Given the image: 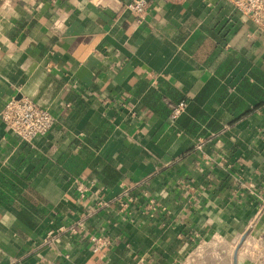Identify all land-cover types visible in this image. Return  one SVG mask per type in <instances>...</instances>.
Here are the masks:
<instances>
[{"label":"crops","instance_id":"0c3cea01","mask_svg":"<svg viewBox=\"0 0 264 264\" xmlns=\"http://www.w3.org/2000/svg\"><path fill=\"white\" fill-rule=\"evenodd\" d=\"M130 1L0 0V264H264V27Z\"/></svg>","mask_w":264,"mask_h":264},{"label":"built area","instance_id":"2783aa9c","mask_svg":"<svg viewBox=\"0 0 264 264\" xmlns=\"http://www.w3.org/2000/svg\"><path fill=\"white\" fill-rule=\"evenodd\" d=\"M225 1L229 3L235 11L250 18L257 27H264V0ZM127 8L142 19L147 12L148 3L145 0H131L127 4ZM183 107V103L176 106L172 117L177 116L182 111ZM0 119L11 135L17 137L21 142L28 144L35 138L46 135L54 124V119L47 109L39 106L26 97L10 99L5 104L0 114ZM260 212L264 214V202ZM50 236L53 238V235L50 234ZM92 241L97 247L101 245L99 239L94 238Z\"/></svg>","mask_w":264,"mask_h":264},{"label":"rangeland","instance_id":"374dc122","mask_svg":"<svg viewBox=\"0 0 264 264\" xmlns=\"http://www.w3.org/2000/svg\"><path fill=\"white\" fill-rule=\"evenodd\" d=\"M241 244V243H240Z\"/></svg>","mask_w":264,"mask_h":264}]
</instances>
